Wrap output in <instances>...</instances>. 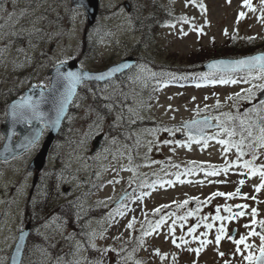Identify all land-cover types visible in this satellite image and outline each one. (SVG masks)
<instances>
[{"label": "rangeland", "instance_id": "rangeland-1", "mask_svg": "<svg viewBox=\"0 0 264 264\" xmlns=\"http://www.w3.org/2000/svg\"><path fill=\"white\" fill-rule=\"evenodd\" d=\"M162 1L180 18L165 24L149 48L134 50L140 36L132 28L128 0H101L98 23L89 27L85 11L71 0H0V146L4 140L1 123L10 102L3 90L21 97L33 84L48 87L50 69L72 58L82 67L98 70L135 54L139 66L129 70L125 84L121 79L106 85L83 84L51 148L49 166L39 173L35 187V171L28 165L41 142L11 160L0 159V264H9L18 232L28 221L27 204L49 195L54 202L77 200L83 214L95 204L96 218L84 217L81 222L78 219L83 217L76 215L72 230L53 220L41 226L48 233L47 240L44 245L32 240L23 264H249L244 259L249 252L257 257L260 234H264L260 223L264 221V188L256 190L264 183L259 174L264 170V150L253 175L242 170L244 159L237 158V148L225 151L229 146L218 140L239 143L242 136H249V128L240 120L246 123L250 114L244 113L258 104L261 90L253 85H264V77L252 68L204 78L196 64L209 56L207 60L220 57H213L217 50L212 47L224 45L230 35L234 36L230 41L252 39L264 44V0H248L247 5L245 0ZM189 67L194 71L190 74H199L181 84L169 82L174 77V81L181 80L183 74L176 68L185 73ZM170 73L176 76L169 77ZM221 79L237 83H220ZM247 89L255 92L251 102L241 98ZM100 92L114 100L110 118L93 106L92 98ZM209 116L215 128L205 136L184 125L191 119L200 125ZM111 126L123 129L124 135L112 134ZM225 128L234 130V135L229 136ZM103 132L102 147L91 154L93 139ZM190 135L200 142L190 143ZM225 166H229L227 172ZM52 169L57 172L51 188ZM214 170L216 175L206 174ZM93 184L91 190L86 188ZM237 189L236 196H213ZM237 205H247L245 210L251 215L236 216ZM225 206L231 207V213ZM217 207L225 219H213ZM188 212L193 215L178 219ZM161 217L164 223L152 231ZM206 224L213 227L208 229ZM221 227L224 232L217 244ZM241 236L251 248L241 244L237 252L234 240ZM202 240L209 243L202 246Z\"/></svg>", "mask_w": 264, "mask_h": 264}, {"label": "water", "instance_id": "water-1", "mask_svg": "<svg viewBox=\"0 0 264 264\" xmlns=\"http://www.w3.org/2000/svg\"><path fill=\"white\" fill-rule=\"evenodd\" d=\"M72 3L76 6H81L85 8L88 21L90 24H93L98 16L100 9V0H72ZM264 55V51L256 52L254 54L245 55L241 57H218L213 58L207 61L203 68L205 70H218V71H238L244 69H250L247 66H234V65H218L216 68H210L209 65L214 62L219 61H235L240 59H247L254 56H262ZM136 59L134 56H128L121 61L111 64L108 67L101 70H90L86 68L80 67L78 61L76 59H72L69 61H64L58 63L54 68L50 70L51 74V83L49 87L32 85L31 87L25 89L23 97L16 98L12 100L7 108V119L4 123H2L1 128L3 133L5 134L4 144L0 147V158L4 160H8L14 156H17L24 151L28 150L30 147H23L22 145L27 144L28 140H30L34 135L39 133V139L36 143L41 139L45 128H48V133L45 137V140L42 144L40 151L33 158L31 163L29 164V170H36L37 174L34 177V183L37 181L38 172L46 165L47 157L49 150L58 136L65 118L69 112L71 104L80 88V86L85 81H106L111 79L122 72L128 70L133 64H135ZM258 67V66H257ZM256 68V67H253ZM74 72L79 73L82 76V79L75 84L74 88L71 90L70 94L68 92V81L64 79L67 73ZM53 86H55L56 91L53 92ZM41 93H43V99H41ZM61 94H64L67 99L64 102L63 110L57 113L58 103H54V101H59L61 98ZM28 98H31L32 101H39V110L44 113L42 119H30V120H21L17 117L13 116L15 105V111L20 113L21 111L27 112V109H22L19 106L24 103ZM259 98L264 99V91L259 93ZM207 123H202L200 125H193L188 127L192 121L186 122L185 125L191 132H197L201 135L206 133V129L210 127H214L212 124L210 117H206L205 119ZM204 120V121H205ZM194 121V120H193ZM200 129H203L201 132ZM16 132L19 134L18 138L15 140ZM104 137V134H99L93 140V148L91 149V153L94 154L99 148H101V142ZM35 143V144H36ZM125 195H123L117 203H119ZM242 208H236V211H241ZM249 213L248 211L245 212ZM31 233V223L28 222L24 230L19 231L18 239L15 243V246L10 255L9 264H22L25 249L28 242V237ZM235 234V231L233 235ZM23 236L21 240L20 237ZM19 249V250H18ZM260 255V254H259Z\"/></svg>", "mask_w": 264, "mask_h": 264}, {"label": "trees", "instance_id": "trees-1", "mask_svg": "<svg viewBox=\"0 0 264 264\" xmlns=\"http://www.w3.org/2000/svg\"><path fill=\"white\" fill-rule=\"evenodd\" d=\"M128 1L132 9L131 18L133 22V27L135 28L136 31H138L141 34L140 41L137 45L139 47L142 46L144 48H149L156 40V36L159 33V30L161 27H163L165 24L171 21H176L178 18H180V16L176 15L172 9H166L164 7V2L162 0H128ZM232 37L234 36L230 35L227 40L228 42H226L224 45H221L219 47L216 43H214V46L212 47V49L215 48L214 50H217V51L213 53V57L218 56V55L235 57V56L248 54V53H252L255 51H259V50H264V44H259L252 39H247L243 42L238 40L236 42L235 38L233 39V41H230ZM206 58L201 60V63L196 64L197 66H200L199 67L200 69L203 63L208 58H210V56L207 59ZM162 66L165 67L164 65H161V67ZM176 70L180 72L181 74H183V77L194 72L191 69V67H189L188 71L185 73H182L183 70H180L178 68H176ZM200 71H201L200 73L203 75L201 77H204V78H213L216 76L220 78L222 75L224 76V73H220V72H206L203 70H200ZM162 72L166 73L168 71H162ZM126 74L127 73H124L123 75L117 78V79H121L122 84H125L124 77L126 76ZM195 74L198 75L199 73L195 72ZM168 76L172 77L176 75H174V73H170ZM174 79H177V77L171 78V80H174ZM85 84L95 85L96 83L90 82V83H85ZM3 93L5 94V96L8 97L9 101L15 97V94H14L15 92L11 91L10 89L3 90ZM111 99L112 98L109 97L105 101V100L100 99L99 95H96L95 99L92 101L93 106L97 109L98 113H101L105 115L106 117L109 116L110 118L109 108L111 104L114 105V100L112 99L113 100L112 101ZM251 114H253L252 119H251ZM247 120L248 122L245 128L250 126L253 128L254 131L259 132V128L264 127V112H255V111L250 112V116L247 118ZM109 130L112 134L124 135V130L121 129L120 127L114 128L113 126H111ZM250 130L252 129H248L246 132L248 133V131ZM253 137H259V135L251 134V136L244 138L249 145L248 150L251 153L253 152L254 148H256L255 146L257 143V142L252 141ZM53 170L54 169H52V171ZM56 172L57 171L54 170V172L50 175V186L51 187H53L55 183L53 177L55 176ZM38 201L39 202L36 204L34 203V204L28 205V209L30 210V212H34L33 221L35 223L38 222L37 216H38V213L41 211L44 213L53 214L58 220L69 221L71 224L73 223V221L75 222V219H76L75 217L77 215V209L74 206L75 204L74 202L66 201V202H63L59 205L52 207L50 204L51 200H48V198H44ZM44 219L45 217H43L40 221H43ZM79 220L80 219H78V221ZM32 240L42 242L39 244H44V241L40 240L37 237H31L29 240V244H31Z\"/></svg>", "mask_w": 264, "mask_h": 264}, {"label": "snow or ice", "instance_id": "snow-or-ice-1", "mask_svg": "<svg viewBox=\"0 0 264 264\" xmlns=\"http://www.w3.org/2000/svg\"><path fill=\"white\" fill-rule=\"evenodd\" d=\"M245 4H248V0H245ZM241 17H243V13L240 14ZM186 20V18H184ZM218 65H234L237 67L240 66H247L248 68H253V67H259L260 73H261V77H264V55L262 56H254V57H250L247 59H240V60H235V61H219V62H214L213 64L209 65L210 68H216ZM258 78V77H257ZM64 79H66L68 81V92L70 94L71 90L74 88L75 84L78 83L81 79L82 76L79 73H74V72H69L66 74V76L64 77ZM216 81H213V83H215ZM245 83L248 82V80H244ZM220 83H237V80H226V79H221ZM253 88H259L261 91H264V85H253ZM53 92L56 91L55 86H53ZM246 91V95L244 97H241L242 99L248 100L249 102H251L252 100L255 99V92L253 91V89H247ZM239 97V93L236 94ZM41 99H43V93H41ZM67 99V97L64 94H61V98L59 99V101H54V103H58V108H57V113L59 115V112H61L63 110V106H64V102ZM39 101H32L31 98H28L26 101H24V103H22L19 107L22 109H27V112L21 111L20 113H17L15 111L16 106L14 105V111H13V116L17 117L21 120H30V119H42L44 116V113L41 112L39 110ZM253 111H257V112H264V99L259 100L258 104L254 105L253 108H250L248 110H246V112L244 113L245 116L248 115V113L253 112ZM226 116H228L229 119H232V116L230 113L225 114ZM215 119H219V117H216ZM200 122L198 121H192L190 125H187L188 127H191L193 125H196ZM203 123H207V121L205 120ZM241 125L244 124V120L241 119L240 120ZM250 127V126H249ZM200 131L202 132L203 129H200ZM224 131H226L228 133L229 136L234 135V130L233 131H228V129H224ZM260 137H259V141L260 144L262 146H264V127L260 128ZM249 136H251V131H249L248 133ZM39 139V133H37L36 135H34L30 140H28L27 144L22 145L23 147L27 148L30 147L32 145H34L36 143V141ZM189 142H197L199 143L200 140L196 139V137L193 136H189ZM205 143H207V141H204ZM164 143H169V141H165ZM189 145L187 146H190ZM218 143L223 144V145H228L229 147L225 148V151H228L230 147H236L237 148V152H238V159L240 156L244 155V152L242 151V145L244 143V139L243 136L241 138V141L239 143H233L231 141H226V140H218ZM256 157L253 156V159H255ZM241 167L244 168H250L251 167V161H245L243 165H240ZM228 167L229 166H225L223 171L227 172L228 171ZM262 169H264V166H261ZM252 174L254 175L256 173V169H251ZM208 175H216L217 172L214 170L212 172L206 173ZM260 176L261 179L264 180V170L260 171ZM177 178L179 179V175L177 176ZM181 183H183L184 181H180ZM169 183H171V181H169ZM241 184H243V181H240ZM260 188H264V183H262L256 190L259 191ZM227 196V197H232V196H236L239 195V189H237L236 193H214L213 196ZM211 199V197L209 198ZM185 204L188 203V201L184 202ZM183 205H178V207H181ZM163 207H167V205L163 206ZM237 208H247V205H237ZM225 211L230 212L232 211L230 206H225ZM160 209H156V212H159ZM217 215L215 217H213V219L216 220H223L225 219V217H221L219 215V207H217ZM123 213H121L122 215ZM252 214L255 215L256 214V209H252ZM170 215H174V213H170ZM193 215L192 212H188L184 217H179L178 219L181 220H185L187 219L188 216ZM236 216H243L245 215V213L243 211L237 212L235 213ZM203 219H207V217H204ZM228 219H232L231 216L228 217ZM164 223V217H161L160 220H158L156 222V224L154 226H152V231H154L155 229L159 228L161 226V224ZM262 226H264V221L260 222ZM173 224H175V221H173ZM129 227H131V223L128 225ZM196 227L194 226L192 228L189 229V234L194 233L196 231ZM206 228L211 229L213 227L212 224H206L205 225ZM245 227H248V225H245ZM171 231L174 232V227L172 229H170ZM224 232L223 227H221L218 230L217 236H216V243L218 244L222 238V234ZM150 234V232H145V235ZM202 235H207V233H203ZM249 235H258V233L256 232H250ZM20 239H23V236L20 237ZM181 239H183V237H181ZM246 238L244 236H241L239 240H234V243L237 245V252L240 251L239 245L244 244L245 248H251V245H248L245 243ZM260 240H261V246L259 248V252L260 255L258 257L253 256V254L251 252H249V254L247 256L244 257L245 260H247L249 262V264H264V234H260ZM175 243V240L173 241ZM186 243V241H185ZM209 243V241L206 240H202L201 241V245L203 246L204 244ZM19 250V249H18ZM197 252L199 251L198 249L196 250ZM221 256H223V253H220Z\"/></svg>", "mask_w": 264, "mask_h": 264}, {"label": "flooded vegetation", "instance_id": "flooded-vegetation-1", "mask_svg": "<svg viewBox=\"0 0 264 264\" xmlns=\"http://www.w3.org/2000/svg\"><path fill=\"white\" fill-rule=\"evenodd\" d=\"M95 204H91V207H90V213H91V216L93 217V218H96V213H95ZM41 226L42 225H38V224H36L35 225V223H34V227H33V234H34V236L35 237H40V236H43L44 235V233L46 234V235H48V233L47 232H45V230H42L41 229ZM40 227V229H38Z\"/></svg>", "mask_w": 264, "mask_h": 264}, {"label": "bare ground", "instance_id": "bare-ground-1", "mask_svg": "<svg viewBox=\"0 0 264 264\" xmlns=\"http://www.w3.org/2000/svg\"><path fill=\"white\" fill-rule=\"evenodd\" d=\"M89 213H90V211H89L88 213L80 214V215H81L83 218H84V217H89V216H91V213H90V214H89Z\"/></svg>", "mask_w": 264, "mask_h": 264}]
</instances>
